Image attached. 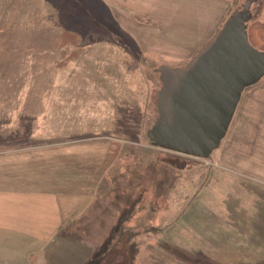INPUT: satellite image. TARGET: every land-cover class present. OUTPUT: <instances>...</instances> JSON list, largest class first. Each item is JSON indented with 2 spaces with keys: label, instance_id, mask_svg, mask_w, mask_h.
<instances>
[{
  "label": "rangeland",
  "instance_id": "rangeland-1",
  "mask_svg": "<svg viewBox=\"0 0 264 264\" xmlns=\"http://www.w3.org/2000/svg\"><path fill=\"white\" fill-rule=\"evenodd\" d=\"M174 1L0 0V189L57 198L43 264H264V76L208 157L146 135L158 66H185L246 0H200L201 21ZM248 23L264 49V0Z\"/></svg>",
  "mask_w": 264,
  "mask_h": 264
},
{
  "label": "water",
  "instance_id": "water-1",
  "mask_svg": "<svg viewBox=\"0 0 264 264\" xmlns=\"http://www.w3.org/2000/svg\"><path fill=\"white\" fill-rule=\"evenodd\" d=\"M254 1H244L185 66H158L159 115L146 131L153 145L198 157L220 145L243 90L264 76V49L247 31Z\"/></svg>",
  "mask_w": 264,
  "mask_h": 264
},
{
  "label": "crops",
  "instance_id": "crops-1",
  "mask_svg": "<svg viewBox=\"0 0 264 264\" xmlns=\"http://www.w3.org/2000/svg\"><path fill=\"white\" fill-rule=\"evenodd\" d=\"M196 1L190 15L186 13L182 17L184 20L201 21L208 14L206 5ZM221 10L220 20L227 13H224V7ZM221 174L223 177L224 173ZM59 207L57 198L43 191L0 189V264H32L33 261L43 264L47 252L58 250L53 238L62 229L64 221ZM259 248L261 253L264 252V245ZM248 262L257 264L261 260Z\"/></svg>",
  "mask_w": 264,
  "mask_h": 264
},
{
  "label": "trees",
  "instance_id": "trees-1",
  "mask_svg": "<svg viewBox=\"0 0 264 264\" xmlns=\"http://www.w3.org/2000/svg\"><path fill=\"white\" fill-rule=\"evenodd\" d=\"M248 25H249V23L247 24V30H248ZM263 27H264V25H263ZM36 78H37V75H35L34 76V78H33V82H35L36 81ZM34 84V83H33ZM191 258V257H190ZM183 260H185L184 258H183ZM196 260V263H194L193 261H192V258H191V260H186L185 262L186 263H184V264H211V263H213V262H205L203 259H195Z\"/></svg>",
  "mask_w": 264,
  "mask_h": 264
},
{
  "label": "bare ground",
  "instance_id": "bare-ground-1",
  "mask_svg": "<svg viewBox=\"0 0 264 264\" xmlns=\"http://www.w3.org/2000/svg\"><path fill=\"white\" fill-rule=\"evenodd\" d=\"M159 91V90H158ZM157 95H158V93H157Z\"/></svg>",
  "mask_w": 264,
  "mask_h": 264
}]
</instances>
